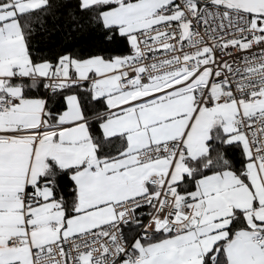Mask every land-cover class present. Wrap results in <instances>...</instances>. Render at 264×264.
<instances>
[{"label":"snow or ice","instance_id":"snow-or-ice-1","mask_svg":"<svg viewBox=\"0 0 264 264\" xmlns=\"http://www.w3.org/2000/svg\"><path fill=\"white\" fill-rule=\"evenodd\" d=\"M0 264H264V0H0Z\"/></svg>","mask_w":264,"mask_h":264}]
</instances>
